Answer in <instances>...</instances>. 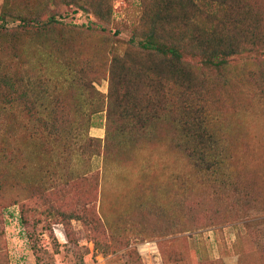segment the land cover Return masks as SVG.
<instances>
[{
	"label": "rangeland",
	"instance_id": "rangeland-1",
	"mask_svg": "<svg viewBox=\"0 0 264 264\" xmlns=\"http://www.w3.org/2000/svg\"><path fill=\"white\" fill-rule=\"evenodd\" d=\"M137 1L110 0L101 19L37 0L60 24L35 30L13 18L26 0H0V264H264V97L240 84L256 65L240 57L225 79L193 69V100L233 143L227 175L197 170L176 148L169 96L144 131L108 111Z\"/></svg>",
	"mask_w": 264,
	"mask_h": 264
},
{
	"label": "trees",
	"instance_id": "trees-1",
	"mask_svg": "<svg viewBox=\"0 0 264 264\" xmlns=\"http://www.w3.org/2000/svg\"><path fill=\"white\" fill-rule=\"evenodd\" d=\"M36 1L26 0V6L16 11L13 18L27 29L44 26L50 29L60 24L54 14L39 6L41 3L34 4ZM53 2L56 6L89 9L101 19L111 12L110 0ZM137 3L141 15L133 23L127 56L114 57L109 67V113L119 110L122 115H133L144 131L162 120L160 109L169 96L177 111L173 119L179 130L176 148L186 154L197 170L227 175L233 143L223 136L217 114L205 97L203 102L193 100L199 90L194 86L192 71L225 79L226 70L240 57H246L256 68L246 70L248 78L240 79V84L264 97V10L254 0H138ZM6 16L8 13L1 14L0 19L4 21ZM133 57H140V62ZM119 62H122L120 69ZM140 84L146 90L138 88L137 92L145 100L131 114L128 109L133 101L131 88ZM169 89L173 91L171 94ZM57 120L45 126L59 136L66 131ZM227 186L228 191L235 190V178L229 176Z\"/></svg>",
	"mask_w": 264,
	"mask_h": 264
}]
</instances>
